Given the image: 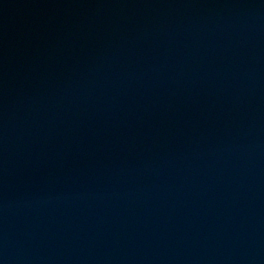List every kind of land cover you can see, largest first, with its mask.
Returning <instances> with one entry per match:
<instances>
[{
  "label": "water",
  "instance_id": "water-1",
  "mask_svg": "<svg viewBox=\"0 0 264 264\" xmlns=\"http://www.w3.org/2000/svg\"><path fill=\"white\" fill-rule=\"evenodd\" d=\"M0 264H264V0H0Z\"/></svg>",
  "mask_w": 264,
  "mask_h": 264
}]
</instances>
